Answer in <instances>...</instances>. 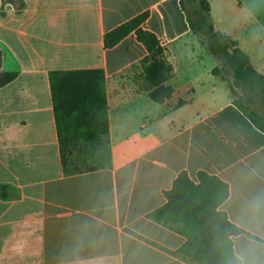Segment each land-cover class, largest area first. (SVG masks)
<instances>
[{
    "label": "crops",
    "instance_id": "0c3cea01",
    "mask_svg": "<svg viewBox=\"0 0 264 264\" xmlns=\"http://www.w3.org/2000/svg\"><path fill=\"white\" fill-rule=\"evenodd\" d=\"M208 1L216 31L264 75V0ZM145 12L173 66L161 104L135 32L105 42ZM188 14L180 0H0V76H14L0 86V264H190L176 254L186 238L148 217L182 171L228 183L222 209L257 238L234 237L235 252L264 264V129L213 74ZM84 70L105 75L111 162L66 175L49 74Z\"/></svg>",
    "mask_w": 264,
    "mask_h": 264
},
{
    "label": "trees",
    "instance_id": "16d2710c",
    "mask_svg": "<svg viewBox=\"0 0 264 264\" xmlns=\"http://www.w3.org/2000/svg\"><path fill=\"white\" fill-rule=\"evenodd\" d=\"M13 1L22 7V0ZM180 4L184 11L191 5L193 14L199 17L197 23L188 14L191 29L209 37L208 49L220 62L213 74L228 82L238 107L260 126L257 103H264V75L252 66L237 41L216 31L208 0H180ZM148 17L145 12L126 22L109 32L105 42L111 48L135 32L148 52L142 64L150 82V98L161 104L174 93L167 85L173 66L157 35L142 28ZM13 78L5 76L0 86ZM49 78L64 173L75 175L108 168L111 153L104 72L53 71ZM229 195L230 187L220 177L199 171L194 180L182 171L172 188L164 192L165 205L148 217L186 238L176 253L182 260L190 264H242L234 249V237L247 234L257 238L234 224L222 209Z\"/></svg>",
    "mask_w": 264,
    "mask_h": 264
},
{
    "label": "rangeland",
    "instance_id": "374dc122",
    "mask_svg": "<svg viewBox=\"0 0 264 264\" xmlns=\"http://www.w3.org/2000/svg\"><path fill=\"white\" fill-rule=\"evenodd\" d=\"M189 11L190 13H192V7L190 5H188ZM216 17L219 16V14L216 12L215 13ZM194 20H197V17L195 15H193ZM209 43V37H206V39L202 38V46L204 48H207ZM4 80V78L2 76H0V82H2ZM257 106L259 108V113L261 114V117L259 119H257V122L259 123V125L261 127H264V103L259 102L257 103Z\"/></svg>",
    "mask_w": 264,
    "mask_h": 264
}]
</instances>
